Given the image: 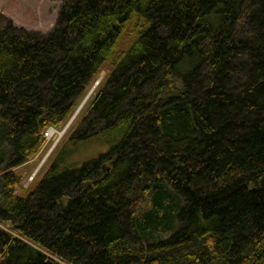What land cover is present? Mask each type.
I'll return each mask as SVG.
<instances>
[{"label": "trees", "instance_id": "obj_1", "mask_svg": "<svg viewBox=\"0 0 264 264\" xmlns=\"http://www.w3.org/2000/svg\"><path fill=\"white\" fill-rule=\"evenodd\" d=\"M61 2L0 17V264H264V0Z\"/></svg>", "mask_w": 264, "mask_h": 264}, {"label": "rangeland", "instance_id": "obj_2", "mask_svg": "<svg viewBox=\"0 0 264 264\" xmlns=\"http://www.w3.org/2000/svg\"><path fill=\"white\" fill-rule=\"evenodd\" d=\"M61 4V0H0V17L27 31L47 34L57 22ZM108 72L107 66L102 67L84 95L80 106L64 125L57 128L59 133L56 132L54 139L50 142L47 141L36 158L16 169L22 179L20 194H24L26 189H32L37 185L55 158V151L68 140L74 129L82 125L81 121L89 104L106 79ZM145 203L146 201L143 202V204Z\"/></svg>", "mask_w": 264, "mask_h": 264}, {"label": "built area", "instance_id": "obj_3", "mask_svg": "<svg viewBox=\"0 0 264 264\" xmlns=\"http://www.w3.org/2000/svg\"><path fill=\"white\" fill-rule=\"evenodd\" d=\"M56 132L59 133L54 128H49V129L46 130L45 136H46L48 142H50V141H52L54 139L53 137L56 134Z\"/></svg>", "mask_w": 264, "mask_h": 264}, {"label": "water", "instance_id": "obj_4", "mask_svg": "<svg viewBox=\"0 0 264 264\" xmlns=\"http://www.w3.org/2000/svg\"><path fill=\"white\" fill-rule=\"evenodd\" d=\"M49 263H51V261Z\"/></svg>", "mask_w": 264, "mask_h": 264}]
</instances>
